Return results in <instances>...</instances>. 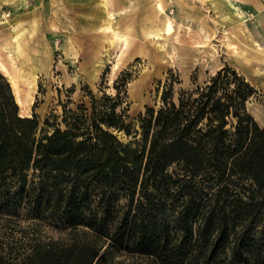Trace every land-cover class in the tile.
Wrapping results in <instances>:
<instances>
[{"label": "trees", "instance_id": "1", "mask_svg": "<svg viewBox=\"0 0 264 264\" xmlns=\"http://www.w3.org/2000/svg\"><path fill=\"white\" fill-rule=\"evenodd\" d=\"M254 92L227 65L177 101L167 90L139 149L114 133L128 131L120 90L89 114L64 107L46 134L34 112L19 114L0 73V220L19 223L7 211L23 203L30 219L19 236L0 239V264H219L221 256L264 264L249 218L264 210V127L247 107ZM43 221L62 234L44 235Z\"/></svg>", "mask_w": 264, "mask_h": 264}, {"label": "rangeland", "instance_id": "2", "mask_svg": "<svg viewBox=\"0 0 264 264\" xmlns=\"http://www.w3.org/2000/svg\"><path fill=\"white\" fill-rule=\"evenodd\" d=\"M107 1L119 8L113 20L124 40L111 42L113 31L102 25L105 0H0V14L17 15L10 24L1 19L2 59L18 82L24 116L34 112L44 133L50 134L60 122L64 107L80 113L84 105L89 114L92 105H108L107 96L120 90L116 110L126 114L128 131L114 133L123 143L142 149V127L150 110L162 106L164 92L170 90L177 101L182 91L204 85L226 65L253 85L248 111L264 127V0ZM159 13L171 19L170 29L152 38L168 22ZM15 29L24 44L20 52L13 44ZM27 210L23 203L7 211L18 212L20 220L16 224L0 220L2 242L19 236L18 229L29 224ZM253 217L259 246L264 242V210L250 214ZM59 227L51 221L41 224L43 234L52 237L62 234ZM218 261L228 264L224 256Z\"/></svg>", "mask_w": 264, "mask_h": 264}, {"label": "bare ground", "instance_id": "3", "mask_svg": "<svg viewBox=\"0 0 264 264\" xmlns=\"http://www.w3.org/2000/svg\"><path fill=\"white\" fill-rule=\"evenodd\" d=\"M107 0H105L104 2V6H103V13H101V16L104 18L103 21H102V25L108 29V30H112L113 31V39H111V42H113L115 39L117 41H121V40H124L123 39V36L122 35H119L117 32H116V26H115V21L113 19H115V11L119 10L118 9H113L111 6L107 5ZM157 7L163 11V7L161 5L160 2L157 3ZM9 14H6V13H1L0 14V23L2 24L4 21H1V19H5V23H8L10 24L12 21H16L17 20V15H13L11 18L8 17ZM159 15L161 16V20L162 21H167L168 22L165 24V27L163 28V32H161L160 30L159 31H156L154 32V34L151 36L152 38H159L160 36H163L164 34H167L169 32V29H170V21L171 19L162 14V13H159ZM100 16V15H99ZM122 16V14H121ZM119 20V19H118ZM118 22V21H117ZM116 22V23H117ZM119 24V23H118ZM14 29V28H12ZM20 30H17L15 29V31L13 32L12 36H13V44L14 46L18 49V51H22L23 50V42L21 40V36H20ZM24 32V31H23ZM23 38V37H22ZM24 41V40H23ZM6 47V46H5ZM3 48V47H2ZM5 49V48H4ZM6 51V50H5ZM17 53V52H16ZM170 53V52H169ZM15 54V53H14ZM18 54V53H17ZM173 54V53H172ZM118 63V62H117ZM114 64V66L117 65ZM16 65V64H15ZM0 72L3 73V75L7 78L10 86H11V89L14 93V96L16 98V101L18 102L19 106H20V111H19V114L20 115H24L23 114V108L26 109L24 107V99L22 98V95H21V92H20V89H19V86H18V82L17 80L15 79V77L13 76V74L10 72V70L8 69L7 65L4 63L3 59H2V55H1V52H0ZM30 76V75H29ZM33 79V77H32ZM35 79V77H34ZM30 87V85H29ZM34 87V86H33ZM30 92V91H29ZM30 94H28L29 96ZM29 99L31 98L30 96L28 97ZM29 101V100H28ZM31 102V101H29ZM27 104V102H26ZM29 105V104H27ZM29 108V107H28Z\"/></svg>", "mask_w": 264, "mask_h": 264}, {"label": "water", "instance_id": "4", "mask_svg": "<svg viewBox=\"0 0 264 264\" xmlns=\"http://www.w3.org/2000/svg\"><path fill=\"white\" fill-rule=\"evenodd\" d=\"M11 91H12V89H11ZM12 93H13V91H12ZM13 95H14V93H13ZM14 98H15V96H14ZM15 101H16V98H15ZM17 102V101H16ZM17 104H18V102H17ZM19 105V104H18ZM19 108H20V106H19Z\"/></svg>", "mask_w": 264, "mask_h": 264}]
</instances>
